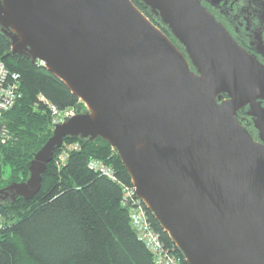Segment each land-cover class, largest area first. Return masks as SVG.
Instances as JSON below:
<instances>
[{"label":"water","instance_id":"1","mask_svg":"<svg viewBox=\"0 0 264 264\" xmlns=\"http://www.w3.org/2000/svg\"><path fill=\"white\" fill-rule=\"evenodd\" d=\"M140 1L176 42L132 0H0L9 53L44 61L84 105L0 203L37 193L65 136L100 137L186 264H264V64L201 0Z\"/></svg>","mask_w":264,"mask_h":264},{"label":"trees","instance_id":"2","mask_svg":"<svg viewBox=\"0 0 264 264\" xmlns=\"http://www.w3.org/2000/svg\"><path fill=\"white\" fill-rule=\"evenodd\" d=\"M132 2L172 41L170 30L151 15L140 0ZM0 32V58L20 75L21 98L3 114L9 134L0 140V189L28 177L34 153L52 133L51 112L44 97L59 109L82 111L83 103L44 66L17 53ZM76 143L63 163L57 156ZM101 160L114 171L116 180L88 167ZM123 187H131L129 175L116 151L102 138L65 136L42 173L41 185L29 199L18 196L0 203V264H155L152 254L130 224L128 208L121 204ZM151 226L166 247L180 251L143 205Z\"/></svg>","mask_w":264,"mask_h":264},{"label":"built area","instance_id":"3","mask_svg":"<svg viewBox=\"0 0 264 264\" xmlns=\"http://www.w3.org/2000/svg\"><path fill=\"white\" fill-rule=\"evenodd\" d=\"M36 64L44 66V61L37 59ZM20 90V75L15 71L7 68L3 60L0 58V140L4 141L9 138L6 124L3 121V113L11 109L16 102L21 98ZM41 101L48 107L51 112L52 125L64 121L66 118L74 114V109L65 108L59 109L57 106L49 102L44 97H40ZM77 149V146L66 145L62 152L57 156V163H63L69 150ZM88 167L95 169L98 173L108 177L111 180H116L114 171L111 167L104 164L101 160L91 159L88 162ZM121 204L128 208L130 224L136 231L140 241L149 248L155 264H180L179 259L174 252V247H166L161 239L158 231L150 224L146 215L143 203L136 196L135 188L123 187V195ZM4 221L0 214V226Z\"/></svg>","mask_w":264,"mask_h":264},{"label":"flooded vegetation","instance_id":"4","mask_svg":"<svg viewBox=\"0 0 264 264\" xmlns=\"http://www.w3.org/2000/svg\"><path fill=\"white\" fill-rule=\"evenodd\" d=\"M208 11L219 20L235 40L250 54L264 64V20L260 6L255 0H201ZM264 108V100L261 101ZM246 106L238 111L251 134L256 131L251 126L252 118L246 115Z\"/></svg>","mask_w":264,"mask_h":264},{"label":"bare ground","instance_id":"5","mask_svg":"<svg viewBox=\"0 0 264 264\" xmlns=\"http://www.w3.org/2000/svg\"><path fill=\"white\" fill-rule=\"evenodd\" d=\"M5 112H6V111H5ZM5 112H4V113H5ZM4 113H3V114H4ZM74 113H75V112H74ZM76 145H77V144H76ZM76 145H75V146H76ZM90 169H92V170H94L95 172H97V171H96L95 169H93V168H90ZM3 188H4V187H3ZM141 201H142V200H141ZM142 203H143V202H142ZM143 205H144V204H143ZM134 231H135V230H134ZM135 232H136V231H135ZM136 234H137V233H136ZM148 250H149V248H148ZM149 251H150V250H149Z\"/></svg>","mask_w":264,"mask_h":264},{"label":"rangeland","instance_id":"6","mask_svg":"<svg viewBox=\"0 0 264 264\" xmlns=\"http://www.w3.org/2000/svg\"><path fill=\"white\" fill-rule=\"evenodd\" d=\"M75 145H76V143L73 142V143L70 144L69 146H75ZM71 150H72V149H71ZM4 187H5V186H4Z\"/></svg>","mask_w":264,"mask_h":264}]
</instances>
